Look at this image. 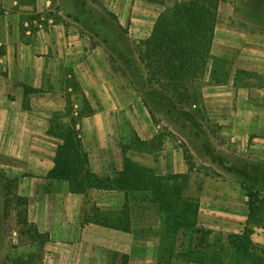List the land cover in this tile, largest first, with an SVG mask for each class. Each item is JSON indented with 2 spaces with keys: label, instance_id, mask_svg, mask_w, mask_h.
Listing matches in <instances>:
<instances>
[{
  "label": "crops",
  "instance_id": "obj_1",
  "mask_svg": "<svg viewBox=\"0 0 264 264\" xmlns=\"http://www.w3.org/2000/svg\"><path fill=\"white\" fill-rule=\"evenodd\" d=\"M149 1L123 0L120 25L125 26L134 12L151 16L154 28L163 11L157 9L156 13ZM134 2L141 8L134 10ZM51 4V0H35L33 8L22 5L16 12H42ZM19 29V24H2L0 28V167L20 176L19 192L28 200L29 221L39 233L49 236L47 249L57 251L55 244L65 247L66 264H97L101 260L109 264L111 253L128 255L129 264H155L159 242L138 247V233L133 228L129 232L85 222L90 202L103 211L122 210L126 201L123 192L90 188L85 194L71 190L68 181L48 177L60 142L50 133L51 124L55 115L67 112L88 153L89 173L114 177L122 169L123 144L138 140L149 144L157 135L142 97L125 75L113 70L109 54L102 48L92 49L86 37L58 25L40 27L34 34L28 29L25 38ZM257 31L245 36L232 27L223 30L218 23L211 59L236 61L239 68L264 76V24H259ZM212 74L208 63L204 81L211 82ZM72 82L81 90L69 85ZM84 98L91 113L83 111ZM203 98L209 117L220 124L228 120L238 124L240 112L251 108L246 91L234 89L233 80L226 86L212 81ZM256 123L258 129L264 126L262 118ZM149 168L158 176L188 172L180 149L169 139L164 140ZM139 251L141 256L135 257Z\"/></svg>",
  "mask_w": 264,
  "mask_h": 264
},
{
  "label": "rangeland",
  "instance_id": "obj_2",
  "mask_svg": "<svg viewBox=\"0 0 264 264\" xmlns=\"http://www.w3.org/2000/svg\"><path fill=\"white\" fill-rule=\"evenodd\" d=\"M51 1V7L42 12L31 9L18 13L16 10L22 5L33 8L35 0H0V28L2 24H19L20 36L25 38L28 29L34 34L40 27L58 25L86 37L92 49L107 52L113 70L125 75L149 104L158 130L146 146L137 142L123 144L126 155L147 168L153 167L157 152L169 139L187 164V193L200 201L192 248L204 252V259L196 264H264V126L258 129L255 125L261 118L264 120V76L239 68L236 61L216 56L209 61L213 70L211 82L226 86L233 80L234 89H244L248 95L251 108L240 112L238 124L234 120L220 124L209 117L203 92L211 82L204 79L197 88V107L188 104L183 110L172 108L142 78L140 55L153 29L151 16L133 12L122 26L123 0ZM175 1L150 0L149 4L157 13V9L164 11ZM139 7L134 2L133 9ZM218 23L223 30L232 27L245 36H253L258 33L259 24H264V0H224ZM84 103L83 111L91 113L86 98ZM72 121L70 112L55 115L50 133L68 134ZM19 180L20 176L0 167V264H66L65 247L55 244L57 251L54 247L47 249L49 236L39 233L29 221L28 200L19 192ZM76 188L77 184H72L71 189ZM249 195L259 208L252 222ZM132 200H136L130 207L132 228L138 233L137 246L147 242L151 246L159 242L160 246L163 225L156 208L140 194H134ZM89 209L93 213L92 202ZM98 216L101 219L102 214ZM186 240L188 245L190 240ZM121 255L111 253L109 264H119ZM140 256L139 251L135 257ZM97 264L106 263L101 260Z\"/></svg>",
  "mask_w": 264,
  "mask_h": 264
},
{
  "label": "trees",
  "instance_id": "obj_3",
  "mask_svg": "<svg viewBox=\"0 0 264 264\" xmlns=\"http://www.w3.org/2000/svg\"><path fill=\"white\" fill-rule=\"evenodd\" d=\"M224 0H176L157 18L150 37L140 55L142 78L172 108L197 107L202 82L211 59V51ZM78 88L75 83H69ZM78 90V89H77ZM144 105L153 117L149 104ZM68 113V112H67ZM53 123L51 124V126ZM60 142L55 166L49 179L77 184L75 192L87 193L92 189L117 190L125 194L120 211H103L94 207L87 212L85 222L123 231H132L131 207L134 194L142 195L157 210L163 230L155 264L202 263L204 252L192 248V237L197 228L200 201L189 197V175L158 176L151 168L130 159L123 146L121 171L114 177L99 178L88 171L89 158L83 150L74 128L68 134H54ZM141 146L148 143L139 141ZM147 183V185H145ZM249 218L255 221L258 206L249 195ZM99 214H102L99 219ZM190 242L186 245L187 240ZM129 256L122 254L119 264H129Z\"/></svg>",
  "mask_w": 264,
  "mask_h": 264
}]
</instances>
